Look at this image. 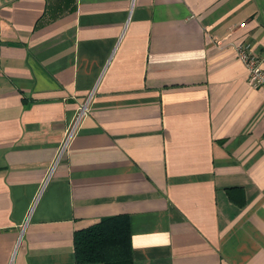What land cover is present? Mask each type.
<instances>
[{
    "label": "crops",
    "instance_id": "0c3cea01",
    "mask_svg": "<svg viewBox=\"0 0 264 264\" xmlns=\"http://www.w3.org/2000/svg\"><path fill=\"white\" fill-rule=\"evenodd\" d=\"M233 42L264 67V0H0V264H81L115 215L133 264H264V89Z\"/></svg>",
    "mask_w": 264,
    "mask_h": 264
},
{
    "label": "trees",
    "instance_id": "16d2710c",
    "mask_svg": "<svg viewBox=\"0 0 264 264\" xmlns=\"http://www.w3.org/2000/svg\"><path fill=\"white\" fill-rule=\"evenodd\" d=\"M76 261L81 264H133L129 221L115 215L74 232Z\"/></svg>",
    "mask_w": 264,
    "mask_h": 264
},
{
    "label": "built area",
    "instance_id": "2783aa9c",
    "mask_svg": "<svg viewBox=\"0 0 264 264\" xmlns=\"http://www.w3.org/2000/svg\"><path fill=\"white\" fill-rule=\"evenodd\" d=\"M240 26H244V23H241ZM214 41L216 43L220 42L218 38H214ZM232 47L246 68L247 83L253 88L264 89V67L262 66V59L260 58V55L256 53V51L248 43L233 42ZM87 112L88 100L83 102V104L78 107L76 114L68 124L64 139L58 148L56 162L66 153L67 144L70 138L77 132L81 118Z\"/></svg>",
    "mask_w": 264,
    "mask_h": 264
}]
</instances>
